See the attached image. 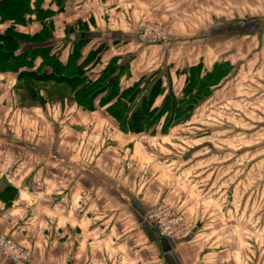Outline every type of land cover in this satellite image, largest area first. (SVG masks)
<instances>
[{
	"label": "crops",
	"instance_id": "crops-1",
	"mask_svg": "<svg viewBox=\"0 0 264 264\" xmlns=\"http://www.w3.org/2000/svg\"><path fill=\"white\" fill-rule=\"evenodd\" d=\"M25 1L17 20L4 19L0 6V35H12V60L30 62L0 70V234L30 251L29 264H239L249 242L240 240L237 225L217 223L209 191L192 187L206 185L211 170L219 178L238 163L221 157L222 147L185 151L174 141L227 78L164 133L159 126L122 131L105 113L110 104L83 109L62 97L75 95L61 84L38 82L41 103L29 108L19 106L14 90L21 72L51 75L50 61L68 73L77 66L87 83L114 65L108 81L120 91L146 87L147 93L159 82L177 98L193 70L203 79L223 66L229 74L246 60L253 74H264V0ZM145 21L167 28L166 45L143 44ZM247 153V164L255 162H249L254 151ZM162 199L196 223L166 252L145 216ZM0 264L11 263L0 256Z\"/></svg>",
	"mask_w": 264,
	"mask_h": 264
},
{
	"label": "rangeland",
	"instance_id": "rangeland-1",
	"mask_svg": "<svg viewBox=\"0 0 264 264\" xmlns=\"http://www.w3.org/2000/svg\"><path fill=\"white\" fill-rule=\"evenodd\" d=\"M256 26L263 27L261 24ZM221 68L225 72L229 70L226 66ZM193 83L208 85V81L204 84L199 80V76L191 81V84ZM17 86H20L19 89L22 90H18ZM25 91L26 83L20 80L16 83L14 97H17L16 100L21 108H29L34 103H37L36 105L41 103L38 102L39 96L34 102L27 99L28 102L25 98ZM215 92L207 104L201 105L195 110L192 118H197L196 121L191 118L188 127L180 128L177 131L174 135L175 145L188 146L184 147L185 151H191L198 145L213 148L222 147L221 157L228 156L230 160H236L237 168L224 170L219 178L215 177L216 172L211 170L206 185H200L196 182L192 183V187L198 188L195 190L197 194H201L205 189L209 191L208 196L213 199V203L216 204L215 208L218 209L217 223L237 225L240 230V240L249 242L248 251H241L240 253L239 264H262L264 261V74L261 69L256 70V73L253 74L248 70L246 60H240L236 70L229 73L221 88ZM62 97L68 101H75L69 96V93ZM42 100H47L44 92ZM200 113L209 116L208 119L199 120ZM162 121L164 120L161 119ZM15 128L13 133L18 137L20 133ZM252 129L255 132H250ZM21 138L11 139L14 142H21ZM217 150L222 151V149ZM229 150H232V153H229ZM247 151H254L249 162H255L247 164V157L249 156ZM220 152L212 153V155L216 156ZM200 154V152H196L194 156L197 157ZM231 177L233 178L231 179ZM218 179L219 183L214 185L213 183ZM160 203L171 206L173 212L181 215L187 222L189 231L183 236L193 233V230L196 229L195 222L186 218L175 204L165 202L162 199L155 206ZM151 209L147 211L145 216ZM196 222L199 221L196 220ZM147 223L149 224L148 221ZM154 229L161 240L165 239L159 235L156 228ZM165 240L171 245L180 241L171 243L167 239Z\"/></svg>",
	"mask_w": 264,
	"mask_h": 264
},
{
	"label": "trees",
	"instance_id": "trees-1",
	"mask_svg": "<svg viewBox=\"0 0 264 264\" xmlns=\"http://www.w3.org/2000/svg\"><path fill=\"white\" fill-rule=\"evenodd\" d=\"M0 6H2L1 16L4 19L17 20L20 18L19 14L27 10L25 0H14L2 3ZM11 39L12 35L10 33L0 35L1 71L18 70L23 66L30 65V62L23 57L12 60L13 46L11 49ZM49 64L53 67L49 76L39 72L19 73L18 79L26 83V100L31 99L33 102L37 100L38 82L40 81L51 82L55 85L61 84L62 88L73 91L74 99L83 109L93 110L110 104L105 113L116 121L120 130L131 133H139L149 129L155 130L158 126L160 132L164 133L173 124L183 122L209 96L211 93L209 87L218 85L220 81L229 75L222 68H218L207 74L203 79H199L204 84L208 81V85H197L196 83L191 84V81L199 76L198 71L193 70L182 95L177 98L174 93L161 89L159 82H155L147 93L144 92L146 87L142 89L134 87L120 91L118 87L112 86L108 81L109 78L115 79V76H113L115 72L114 65H108L94 82L87 83L83 74L78 72L79 68L77 66L72 65L69 69L73 71L68 73L56 62L50 61ZM157 98L163 99L159 105H155ZM188 99L189 101H187ZM168 114L170 116H167ZM166 117L168 118L166 119ZM161 119L164 121L161 122Z\"/></svg>",
	"mask_w": 264,
	"mask_h": 264
},
{
	"label": "built area",
	"instance_id": "built-area-1",
	"mask_svg": "<svg viewBox=\"0 0 264 264\" xmlns=\"http://www.w3.org/2000/svg\"><path fill=\"white\" fill-rule=\"evenodd\" d=\"M145 45H166L169 41L167 28L156 22L145 21L139 31ZM150 225L159 235L171 243L189 231V225L181 215L175 214L168 204L160 203L151 209L147 216ZM0 256L11 264H29L30 251L16 244L10 237L0 235Z\"/></svg>",
	"mask_w": 264,
	"mask_h": 264
},
{
	"label": "water",
	"instance_id": "water-1",
	"mask_svg": "<svg viewBox=\"0 0 264 264\" xmlns=\"http://www.w3.org/2000/svg\"><path fill=\"white\" fill-rule=\"evenodd\" d=\"M126 105V104H124ZM161 245H162V248H163V251L166 252L170 249L169 245H168V242L165 240V239H162L161 240Z\"/></svg>",
	"mask_w": 264,
	"mask_h": 264
}]
</instances>
